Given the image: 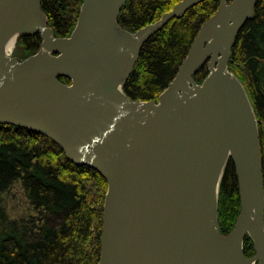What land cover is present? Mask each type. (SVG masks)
<instances>
[{"label": "water", "instance_id": "95a60500", "mask_svg": "<svg viewBox=\"0 0 264 264\" xmlns=\"http://www.w3.org/2000/svg\"><path fill=\"white\" fill-rule=\"evenodd\" d=\"M204 1L180 0L130 32L118 23L126 0H84L71 35L55 37L41 0H0V124L48 137L69 161L105 179L98 264H264L258 119L229 70L256 0H219L157 100L124 93L144 45ZM21 35L41 39L23 61L13 56ZM205 66L199 84L193 77ZM230 161L241 210L223 236L219 192Z\"/></svg>", "mask_w": 264, "mask_h": 264}, {"label": "trees", "instance_id": "16d2710c", "mask_svg": "<svg viewBox=\"0 0 264 264\" xmlns=\"http://www.w3.org/2000/svg\"><path fill=\"white\" fill-rule=\"evenodd\" d=\"M84 0H41L55 37H69ZM180 0H126L119 25L135 32L158 21ZM220 1L206 0L180 19L171 20L143 47L124 93L133 100H157L174 79L201 27ZM39 35H21L13 56L23 61L39 51ZM229 70L243 83L253 104L260 135L264 177V0H256L253 17L240 31ZM206 66L194 80L201 84ZM70 84L66 78L59 79ZM21 181L32 207L27 218L9 215L4 196ZM107 182L96 171L69 161L48 137L0 124V264H98ZM241 203L236 172L230 161L219 192L218 222L223 236L235 226ZM247 258L254 244L245 237Z\"/></svg>", "mask_w": 264, "mask_h": 264}, {"label": "rangeland", "instance_id": "374dc122", "mask_svg": "<svg viewBox=\"0 0 264 264\" xmlns=\"http://www.w3.org/2000/svg\"><path fill=\"white\" fill-rule=\"evenodd\" d=\"M4 203L9 215L13 218H27L32 214L21 181H17L4 196Z\"/></svg>", "mask_w": 264, "mask_h": 264}]
</instances>
